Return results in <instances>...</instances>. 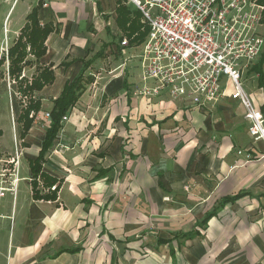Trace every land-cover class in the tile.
<instances>
[{"label": "crops", "instance_id": "1", "mask_svg": "<svg viewBox=\"0 0 264 264\" xmlns=\"http://www.w3.org/2000/svg\"><path fill=\"white\" fill-rule=\"evenodd\" d=\"M38 1L40 25L57 27L38 61L52 66L54 81L36 94L41 110L22 140L11 125L0 128V173L9 169L0 187H10L8 161L19 153L14 192L0 197V264H264V142L249 135L225 78V94L204 108L142 98L137 56L145 37L120 44L122 55L136 52L123 59H136L134 74L125 66L93 73L111 47L117 53L112 38L123 37L116 0H0V58ZM259 32L264 37V13ZM100 50L93 82L44 156L42 172L57 183L41 193L58 186L56 199L33 200L28 160L39 156L45 114ZM241 85L264 116V48L241 70Z\"/></svg>", "mask_w": 264, "mask_h": 264}, {"label": "built area", "instance_id": "2", "mask_svg": "<svg viewBox=\"0 0 264 264\" xmlns=\"http://www.w3.org/2000/svg\"><path fill=\"white\" fill-rule=\"evenodd\" d=\"M126 1L147 28L137 56L141 84L137 94L147 100L188 99L204 108L225 94V78L232 89L229 97L244 108L249 135L264 142V116L241 85V70L264 48V37L259 32L264 13L262 1ZM127 45L126 40L121 41V46ZM45 117L49 118V114ZM18 158L19 153H15L8 161L13 180L9 188L0 187V197L14 192ZM2 171L0 177L4 178L9 169Z\"/></svg>", "mask_w": 264, "mask_h": 264}, {"label": "trees", "instance_id": "3", "mask_svg": "<svg viewBox=\"0 0 264 264\" xmlns=\"http://www.w3.org/2000/svg\"><path fill=\"white\" fill-rule=\"evenodd\" d=\"M116 3L118 4L116 10L118 29L123 36L129 39V44L141 42L147 33V28L144 32L141 31L139 13L129 11L127 7L122 5V0H116ZM42 6L43 3L38 1L32 8L31 12L26 16V23L21 28L18 38L7 49L6 55L0 58V67L4 65L6 60L8 61L5 75L10 84L11 108L15 117L14 121L18 125L17 133L20 140L25 137L36 115L41 110V101L36 94L44 86L54 81L52 66L43 67L38 65V61L46 53V39L50 34L57 32V27L51 22L40 25L37 15L38 10ZM119 40L121 41V39ZM99 57L98 53H96V55L87 61L83 60L82 68L78 75L73 81L66 83L59 97L51 101L52 108L48 112V124L45 127V138L39 156L35 160H28L33 200L54 201L56 199L58 186L51 192L41 193V188L49 189L57 183L55 179L42 172L44 156L50 149L57 132L61 128L62 118L76 104L79 97L85 91L86 86L93 82V77L88 75V71ZM68 65L69 63L64 62L61 66L67 67ZM26 67L35 68V73L30 77V80L21 77L22 71ZM2 76H4L3 73H0L1 78ZM235 198L226 199L224 202L233 201ZM212 216L213 213L206 215L200 225L204 226Z\"/></svg>", "mask_w": 264, "mask_h": 264}, {"label": "rangeland", "instance_id": "4", "mask_svg": "<svg viewBox=\"0 0 264 264\" xmlns=\"http://www.w3.org/2000/svg\"><path fill=\"white\" fill-rule=\"evenodd\" d=\"M128 8H130L131 11H134V8L132 6H128ZM139 23L141 24V31L144 32V30L146 29V25L142 22L141 17L139 18ZM120 35L121 34L119 33L117 35V37H113L112 41L110 43V44H114V46L116 47L115 50H117V53H115L113 48L111 47L110 51L108 52V54L106 56L107 59H104V62H100V63H97L96 65H94V67L92 68V70H93L92 72L93 73H97V72L98 73H104V72H107V71H109V69L112 66H120V67L121 66H125L124 72L127 73V75H129L130 73L134 74L135 66H136L135 65L136 59L130 58L129 59L130 62H127V63L125 62V65H123V59H124V57H126V59L128 57H131L132 54H136V52L132 51V50H129V51L126 52V55H122V53L120 52V44H121V41L119 40ZM120 38L122 40H126L127 43L129 42V39L126 36H123V37H120ZM5 49H6V47H4L2 49V52L4 54H5V52H4ZM96 53H98V55L100 56L99 57L100 59L104 58V56H105L103 50H100L99 52H96ZM96 53L93 54L92 57L94 55H96ZM119 63H120V65H118ZM133 64H134V66H133ZM5 69H6L5 65L1 66L0 67V73H5L6 72ZM24 73H25L24 75H25L26 79L30 78L33 75V73H34V69H31L30 67L25 68ZM88 73H89V71H88ZM3 75L4 76H2V78L0 77V114L3 115V116L0 115V128L3 129L6 126L11 125L12 130L14 128V131H16V133H17L18 126L15 123V121H14L15 117L12 114V112L10 111V108H9L10 104H11L10 95H9V92L11 91L10 84H9V80H8L7 76L5 74H3ZM5 83H6V85H5ZM89 85L90 84H88L87 86H89ZM124 85H125V81L123 82V86Z\"/></svg>", "mask_w": 264, "mask_h": 264}]
</instances>
